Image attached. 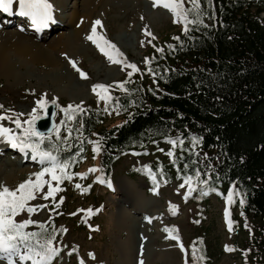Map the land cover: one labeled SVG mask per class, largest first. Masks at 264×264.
Instances as JSON below:
<instances>
[{"label":"rangeland","instance_id":"obj_1","mask_svg":"<svg viewBox=\"0 0 264 264\" xmlns=\"http://www.w3.org/2000/svg\"><path fill=\"white\" fill-rule=\"evenodd\" d=\"M83 1L49 0L53 5L55 22L49 27L53 22L50 21L46 28H40L39 31L27 17L22 19L15 13V0L11 17L0 12V48L9 52L11 66V74L0 73V105H3L0 111L12 109L17 113H28L40 94L45 93L47 99L56 98L62 107L83 101V108L91 106L103 109V125L112 126L119 123L122 117L113 108L108 107V111H105L104 102H98L91 86L95 83L112 84L129 78L127 73L131 69L126 67L127 63H134L141 70L131 77H139L145 85L152 84V79L145 70L144 58L149 52H157L156 49L161 48L159 43L170 39V34H176L181 24L173 22L169 10L159 5L153 7V0H93L88 5L91 8L87 6L86 9L81 5ZM187 6L185 0V7ZM75 12L87 14V19L82 21L77 32H73L68 20L69 15ZM260 16L264 17V11ZM96 19L102 22V27L97 26L98 34L105 36L123 53L120 59L126 62L124 66L109 62L87 39L92 22ZM145 28L153 35L147 36ZM14 35L24 37L43 48L49 47L59 35L65 42L59 44L54 51L47 52L50 53L48 55L44 54L46 51L39 50L37 60H33L27 52L19 51L18 46L10 45L15 40L4 43ZM142 41L145 43L142 44ZM45 55L47 57L43 59L42 56ZM70 59L87 74L86 78L80 77L69 63ZM110 91L113 96L120 93L115 85ZM26 118L24 115L20 116L21 120ZM59 121L60 116H55V122ZM3 123L14 127L9 121ZM190 143L191 139L184 140L185 151ZM170 147L172 146L165 141L144 154L131 152L121 157L113 167L110 178L112 187L109 188L97 179L100 177L104 180L98 170L97 156L93 158L90 145L76 172H87L89 167H95L96 172H89L84 178L75 176L68 182L62 181V191L55 194L57 201L61 196L65 198L62 203H52L51 197L48 200L34 199L28 203L47 204V208L31 215L23 210L15 219L48 221L51 216V219L66 229L54 242L55 246L66 248L51 264H80V261L83 264H140L141 260L143 264H192L188 248L196 242L203 243L207 248L208 260L205 264H254L253 259L245 260L243 250L247 249L244 244L250 238L252 225L256 220L243 218L237 205L228 204L229 220L232 222L229 231L224 217L225 197L229 188L209 192L208 200L202 201L199 186L192 195L184 197L183 192L187 190V186L179 188L183 180L177 177L159 185L156 192L151 191L155 182L147 176L148 173L142 172L144 165H148L150 169L155 165H166L170 161L166 155ZM0 148V153L3 152L0 155V183L15 188L30 173L39 170L40 166L31 159L30 153L22 154L7 143ZM180 154L178 144L175 155ZM127 179L133 183L132 187L128 186ZM75 184L87 188V191L82 192ZM137 193L140 198L136 202L148 206L146 212L139 213L140 205L131 207ZM156 207L158 212L154 211ZM53 208L55 213L49 210ZM88 208L93 209L92 215L88 216L82 211ZM78 209L81 211H77ZM96 209L99 211H95ZM82 216L85 217L84 221ZM165 227L174 228L175 231L170 235L163 231ZM36 228V225H29L26 230L35 231ZM175 235L180 237L179 243L172 238ZM127 240L129 248L126 250L130 255L128 263L124 255V242ZM180 244H183L184 251ZM225 245L234 250L225 251ZM89 253L93 256L90 257ZM0 264L6 262L0 261Z\"/></svg>","mask_w":264,"mask_h":264},{"label":"trees","instance_id":"obj_2","mask_svg":"<svg viewBox=\"0 0 264 264\" xmlns=\"http://www.w3.org/2000/svg\"><path fill=\"white\" fill-rule=\"evenodd\" d=\"M211 4L209 9L208 0H201L205 11L215 15V19L202 17L211 27L190 26L185 34L180 23L176 34L159 43L162 52L148 53L151 63L147 67L156 73L153 77L147 71L152 84H143L137 76L123 80L128 81L125 87L129 91L114 95L123 108L111 103L108 106L122 117L119 123L103 125L104 110L91 106L84 108L83 115L75 114L77 119L70 123L79 128L83 122V136L78 142L79 134L73 131L70 147L64 152L85 157L90 149L88 141L92 137L100 140L101 151L93 155L98 158L99 173L107 184L121 157L155 149L165 142V136L183 135L184 140L199 137L194 155L186 150L184 159H177L175 166L169 161L151 167L154 185L181 177L177 171L183 174L185 163L201 172H208L207 165L211 164L212 171L204 177L208 180L204 191L208 194L213 192L209 189L227 190L235 182L232 186L240 195L235 196L234 204L243 218L256 220L244 244L248 249L245 260L264 264V17L260 16L264 0H211ZM169 44L173 45L171 49ZM58 116L61 119L64 114L56 108ZM61 135L66 133L62 131ZM83 159L77 156L68 171L76 172ZM197 159L199 163L193 164ZM142 172L152 179L148 170ZM201 187V200L207 201L208 195H201ZM241 198L245 200L243 207ZM53 226L59 230L62 225L48 220L49 232ZM62 235L57 231L56 240ZM194 245L197 255L206 258L202 262L205 264L206 246L201 242ZM192 246L188 248L191 260Z\"/></svg>","mask_w":264,"mask_h":264},{"label":"snow or ice","instance_id":"obj_3","mask_svg":"<svg viewBox=\"0 0 264 264\" xmlns=\"http://www.w3.org/2000/svg\"><path fill=\"white\" fill-rule=\"evenodd\" d=\"M15 3L17 5L15 7V13L19 16L27 17L38 30L40 28H46L49 22L54 20L53 5L49 3V0H15ZM187 4L188 6L185 7V0H153L152 2L153 7L159 5L169 10L172 14L173 22L184 25L183 31L185 34L190 30V26L211 27V25L205 24L202 19L203 16L209 15V13L202 7L201 0H187ZM13 5L14 0H0V12L12 15ZM208 7L209 9L212 7L211 0H208ZM209 19H215L214 13L209 15ZM97 26L102 27L100 19L92 22L91 33L87 35V39L104 54L109 62L124 66L126 62L120 59L123 53L105 36L98 34ZM145 34L147 36L153 35L147 28H145ZM173 39H179V37H174ZM143 43L145 42L142 41ZM147 43H151V41H147ZM172 47L173 45H168L169 49ZM156 51L162 52L163 49L157 48ZM69 63L79 73L81 78H86L87 74L77 67L74 60L70 59ZM143 63L146 66L145 70L155 77L156 73L150 67H147L151 63V59L145 57ZM126 67L131 69L127 73L128 77H131L135 72L141 71L134 63H127ZM127 82L114 81L112 84L95 83L91 86V89L96 94L98 102L103 101L105 111H108L110 103L116 108H123V105L119 102V97H114L110 89H113L115 85L120 91L127 93L129 91L125 87ZM49 104L55 105L57 109L63 112L64 117L60 119L59 123H54L47 132H42L37 130L36 121L47 114L46 109ZM82 104L83 101L80 104L69 103L67 106L62 107L57 103L56 98L49 100L46 98L45 93H41L39 98L35 100V106L28 113H17L12 109L0 111V139L10 145L11 148L18 149L21 153H30L31 159L40 166L39 170L30 173L29 177L20 182L15 188H9L0 183V261H4L6 264H26V262H30V264H51L53 258L61 251L60 247L54 245V241L56 240L57 231H66L63 226L59 230L53 226L49 232L47 228L48 221H36L33 219L17 221L15 217L23 210H26L31 215L40 209H46L47 204L28 203L37 198L48 200L51 197L52 203L57 205L62 203L65 198L61 196L59 201H57L55 200V194L62 191L61 182L63 180H72L73 176L84 178L89 172L97 171L95 167H89L87 172L68 171L70 166L76 162L77 156L80 159L84 158L79 153L76 155H65L64 152L65 149L70 147V137L73 131L79 134L77 138L78 142L79 137L83 136V122L80 123L79 128H73L72 123H70L77 119L76 113L81 115L85 113V109L81 107ZM0 109H3V105H0ZM22 115L27 118L21 120L20 116ZM52 115L56 116V113L53 112ZM131 116L132 114L129 113V118ZM3 121H9L14 127L5 126ZM62 131L66 135H61ZM53 134H55L54 138ZM164 139L172 146L167 150L166 155L170 158L173 166H175L177 159H184V137L183 135H177L176 137L165 136ZM190 139V147L187 150L190 155H194L200 138L192 136ZM88 143L92 146V152L94 154L101 151L100 140H89ZM178 144L181 152L179 157L175 155ZM83 151L84 149L81 147L80 153H83ZM161 151L163 150L161 149ZM204 155L207 158V154ZM93 158H95V155ZM198 163V159L193 161V164ZM207 168L208 172H201L198 167L192 168L189 164L185 163L183 174L180 170L177 171V175L181 176L183 180L179 188H185L187 186V190L183 192L184 197L192 195V192L197 190L198 186H203L200 188L201 195L207 194L204 188L207 187L208 180L204 179V177L208 176L209 172L212 171V165L208 164ZM144 169L148 170L150 177L155 180V175L151 172L149 166L144 165ZM97 179L101 183H105L100 177H97ZM53 181H55V184H53ZM106 183L109 188L112 187L110 180ZM234 184L235 182H232L225 197L226 207L224 208V217L229 231H231L232 222L229 220V209L227 205L234 203V197L240 195L239 190L232 186ZM45 186H47L46 191L44 190ZM74 186L82 192L87 191V188H82L80 184H75ZM158 186L157 184L151 191L156 192ZM209 190L216 191V189ZM239 203L243 207L245 200L241 198ZM170 207L172 206L170 205ZM49 210L55 213V208ZM77 211H81V209ZM82 211L87 215H92L93 213V209L91 208ZM95 211H99V209ZM241 214L243 215V213ZM70 215H75V213H70ZM145 219H149V217H145ZM50 220L51 216L49 217ZM29 225H36L38 230L27 231L26 229ZM89 227L91 228L92 226L89 225ZM163 231L171 235L175 229L165 227ZM172 238L179 243L180 237L178 235L172 236ZM179 246L184 251L183 244ZM232 250L234 249L225 245V251ZM243 251L247 253L248 249H244ZM88 255L90 257L93 256L92 253ZM205 259L202 254L197 255V249L193 245L192 264H202ZM80 264H83V261H80ZM140 264H143L142 260Z\"/></svg>","mask_w":264,"mask_h":264},{"label":"bare ground","instance_id":"obj_4","mask_svg":"<svg viewBox=\"0 0 264 264\" xmlns=\"http://www.w3.org/2000/svg\"><path fill=\"white\" fill-rule=\"evenodd\" d=\"M91 1H93V0H84L82 3H81V5L83 6V8H85L86 9V7L91 3ZM15 4V3H14ZM14 6V5H13ZM89 7V6H88ZM89 8H91V7H89ZM13 10H14V7H13ZM2 13V12H1ZM3 14V13H2ZM70 17L68 18V20H69V23L72 25V30H74L73 32H77L79 29H80V25H81V23H82V21L84 20V19H87V14L86 13H84V12H81V13H76L75 12V14H71V15H69ZM22 19H24L23 18V16H20ZM12 19V18H11ZM21 20V19H20ZM55 21L53 20V22H51V24L49 25V27L50 26H52V24L54 23ZM54 25V24H53ZM37 29V28H36ZM35 29V30H36ZM38 30V29H37ZM36 30V31H37ZM39 31V30H38ZM62 37L59 35V37H56L50 44H49V47H46V48H43V47H40V46H38V44L37 43H33L32 41H30V40H28V39H26V38H24V37H17L16 35H14V36H11V37H9L8 39H6L5 41H4V43H6V42H10L11 40H15V41H13L12 43H10V45H16V46H18V48H19V51H21V52H23L24 53V51H25V53L27 52V54H29V56H30V58L31 59H33V60H37L36 59V56H37V53H39V50H43V51H46V52H44V54L46 53L47 54V52H52V51H54V49H57L58 47V45L59 44H61L62 42H65V40H63V38L61 39ZM21 43V44H19V42ZM4 43H2V44H4ZM66 43H68V42H66ZM4 47V46H3ZM62 48V47H61ZM65 47H63V49H64ZM48 54H50V53H48ZM47 54V55H48ZM47 55H45V56H42V58L43 59H45L46 57H47ZM53 55V54H52ZM10 54H9V52H6L5 50H4V48H0V73H2V74H5V75H9V74H11V66H10ZM6 143L2 140V141H0V147H2V146H4ZM1 149V148H0ZM2 151V150H1ZM1 154H3V152H1L0 153V155ZM127 183H128V186L129 187H132L133 186V183L130 181V180H128L127 179ZM125 189H126V187H125ZM122 190H123V188H122ZM140 198V196L138 195V193L136 194V197L132 200V204H131V207L132 208H134L136 205H140L139 206V213H143V212H146L147 211V207L148 206H145L143 203L141 204L139 201L138 202H136L138 199ZM129 205V204H128ZM150 205V204H149ZM157 208L158 207H156V208H154V211L156 210V212H158V210H157ZM138 213V212H137ZM124 218H126V216L125 217H123V219ZM128 241L129 240H127L126 242H124V244H125V250H126V248H129V243H128ZM123 244V243H122ZM125 253V254H124ZM123 254L125 255V259H126V263H128V261H129V259H130V255L128 254V252H127V250L124 252Z\"/></svg>","mask_w":264,"mask_h":264},{"label":"water","instance_id":"obj_5","mask_svg":"<svg viewBox=\"0 0 264 264\" xmlns=\"http://www.w3.org/2000/svg\"><path fill=\"white\" fill-rule=\"evenodd\" d=\"M46 112V115H43L40 120L36 121L37 130L42 132H47V130L55 123V116L52 115L53 112L56 113L55 105L49 104Z\"/></svg>","mask_w":264,"mask_h":264}]
</instances>
